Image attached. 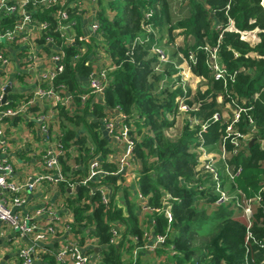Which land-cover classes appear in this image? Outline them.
<instances>
[{
    "label": "trees",
    "instance_id": "trees-1",
    "mask_svg": "<svg viewBox=\"0 0 264 264\" xmlns=\"http://www.w3.org/2000/svg\"><path fill=\"white\" fill-rule=\"evenodd\" d=\"M108 4L110 10L114 11L113 15L109 16L105 9L100 10L97 15L105 50L115 65L109 73L104 102L109 108L117 109L129 117L137 116L136 126L129 134L134 140L132 153L140 165L137 177L139 191L146 197V205L153 209L150 233L164 235L165 242L159 248L166 250L170 247L173 251L167 264H264V249L252 240L246 251V224L241 217V210L231 204L216 206L209 189L199 188L203 183L201 177L205 174L200 175L196 171L198 154L194 151L195 131L189 130L188 124L183 126L176 138L167 135L166 131L175 123L174 118L167 117V113L175 115V98L183 90L181 86L174 88L177 82L172 78V74L177 71L174 56L179 53L187 56L189 50L193 51L196 63L190 62L191 69L195 74L206 78L200 84L206 85V89L201 90L200 85L194 91L188 86L186 89L187 95L200 102L197 114L207 120L214 111L221 112L222 105L216 102V97L224 95L225 88L222 81L211 76L205 64V53L201 49L206 42L215 44L221 33L219 55L229 72L236 71L234 81H228L227 90L239 102L241 99L249 101L248 104L252 105L250 114L255 121V141L251 146L248 144V154L239 152L232 161L241 164L243 171L256 167L264 170V149L259 143L264 141V0H110ZM148 9L153 10L151 22L157 32L156 43L164 32L173 44L174 31L185 33L184 44L177 47L175 44V51L169 53L171 62L164 64L160 71L156 70L157 56L150 50L154 44L153 35L150 41L133 45L134 39L143 34L141 25L144 12ZM32 16L54 22L53 15L47 9L39 10ZM71 16L78 19L74 13ZM228 17L240 31L258 29L259 42L252 46L240 38L239 32L221 31L228 24ZM11 22L12 18H1L0 31L10 27ZM77 43L64 47L65 68L55 79V85H65L67 91L64 94L69 92L73 103L77 104L75 110L62 103L53 105L58 115L67 121H85V115L91 112L98 117L103 116L96 109L97 106L95 110H90L89 98L82 102L79 97L84 90L80 89L76 77H88L93 67L85 63L84 55L78 60L72 59L79 52ZM8 51L6 43H1L0 53ZM20 69L17 78L27 74L23 64ZM41 85L47 84L42 82ZM13 97L15 96L8 93V99ZM14 105V102L8 100L1 108L11 109ZM84 124L92 144L83 146L85 138L65 123L59 139L64 149V154L60 157L61 170L67 178L76 182L77 188L74 199L71 200L74 216L72 231L78 233V227L82 230L88 224L93 225L91 232L98 243L104 246L102 264H123L119 249L110 242L111 226H124L123 240L129 235H136L137 246L145 243L142 239L143 231L137 224L135 214L128 212L126 216L115 204L114 195L109 197L107 204L102 202L101 193L96 187L109 185L116 190V179L112 175H106L100 180H88L86 184L79 183L89 175L87 159L98 156L102 169H111L105 161L107 141L99 130L94 129L99 123ZM225 125L226 123H209L203 133L208 143L218 142ZM244 125L241 122V127ZM79 141L80 153L71 154L69 147ZM79 155L83 157L80 162H76L73 158ZM59 184L64 191L69 188L65 182ZM236 185L250 194L260 189L254 191L255 186L252 185L241 187L237 180ZM165 193L170 196L168 203L173 216L171 223L167 222L163 212ZM260 193L262 199L254 209L250 227V232L256 239L264 238V190ZM207 206H212L214 210L209 212ZM208 226H212V229H206Z\"/></svg>",
    "mask_w": 264,
    "mask_h": 264
},
{
    "label": "built area",
    "instance_id": "built-area-1",
    "mask_svg": "<svg viewBox=\"0 0 264 264\" xmlns=\"http://www.w3.org/2000/svg\"><path fill=\"white\" fill-rule=\"evenodd\" d=\"M47 9L54 17L52 23L47 19H39L32 16L39 12V10ZM226 9H229V4L226 5ZM227 12V11H226ZM74 13L79 18L84 14V7L82 0H0V19L9 17L12 18L11 26L6 27L0 31V44H16V46H23V60L22 63L26 69H34L39 61V54L36 52V43L42 46V50L45 51V56L52 63L51 68L43 69L40 72V80L47 85H38L35 89L34 96L40 100H50L51 103H62L67 108L69 104L73 103L70 93L64 94L67 91L65 85H55L56 77L64 71L65 68V51L64 47L70 44L77 43L82 40L80 34L76 31L77 20L76 17H72ZM153 16V10L148 9L144 12L143 23L141 25L142 35L137 36L133 45L144 44L150 41V37L153 35L154 44L151 47V52L157 56L156 70L160 71L164 64L171 62L169 54L156 43L157 32L153 28L151 22ZM92 30L100 33V25L96 19L92 23ZM234 31L240 33V38L247 41L249 36L254 37V30L240 31L234 26L233 20L228 17V24L221 28V31ZM37 34L38 40L35 43V36ZM101 35V33H100ZM257 43L259 42L258 35L255 36ZM84 39V38H83ZM253 44L252 46L256 45ZM221 44V33L215 44L206 42L201 49L205 53V64L209 70L211 76L215 80L222 81L225 88L226 97L223 94L216 97V102L222 105L221 112L214 111L212 115L203 120L197 112L199 111L200 102L194 101L190 95L186 94L187 86L194 91L201 83L206 81V78L202 75L195 74L192 69V64L196 63V55L193 51L189 50L187 56L183 53H179L178 56L184 62L183 64L175 63L174 66L177 69L176 73L172 74V78L177 82L174 88L181 86L183 88L182 93L175 98L177 103V110L175 115L167 113V117L172 119L181 117V121L188 124L189 130L195 131V149L197 152V165L196 171L198 174L204 175L201 177L203 183L200 184V189H209L210 193L214 196V204L216 206L231 204L234 208L241 210V217L246 224V236H245V248L249 249L248 243L252 240L257 246L264 249V238L256 239L250 232L252 223V217L255 207L260 203L262 199L261 191L264 190V184L260 187L258 192L253 194L246 193L236 185V180L241 176L243 167L241 164H236L232 161L233 157L239 152L247 153V147L249 141L253 138V132L255 130V121L250 111L252 105L248 104L249 101L233 96L227 90L228 81L233 82L236 75V71L229 72L224 66L222 59L219 55V45ZM6 54V53H5ZM0 53V65L6 71L12 64V58L8 54ZM83 56L82 50L79 48V52L73 55V60H78ZM111 60V59H110ZM112 61V60H111ZM21 64V65H22ZM115 68L113 62L106 67H100L99 69H93L89 75V83L83 93L79 95L82 102L86 101L93 95H104L105 89L108 85L109 73ZM21 70L20 68H18ZM19 73V71L17 72ZM94 77H91L92 74ZM11 85V82L9 83ZM1 92L0 100L2 98V91L5 89V85L0 82ZM206 85H200V89H206ZM63 92V94H62ZM191 101V102H190ZM7 104V103H6ZM4 105V104H3ZM2 105H0L1 107ZM119 114L120 124L118 130L112 123H105L109 134L114 135L118 140H123L131 154V160L128 164H133L136 159L132 153V147L134 140L130 136L129 132L133 130L135 117H129L125 113H120L117 109L111 108ZM15 110L10 108H4L0 110V121L6 115H14ZM50 116L47 112H40L37 116L39 123V130L42 133L43 140L47 142V147L43 153V160L46 166V172L38 175H26L20 182L15 180V167L7 159H0V193L8 192L9 197L5 199L0 196V222L11 229L16 230L20 236H32V242L26 246H23L18 251V258L20 264H32L37 257V241L43 240L48 237L56 235L57 229L60 223V216L56 209L53 207L43 206L38 208L36 214H45V226L41 231L35 232L36 225L31 222V216L28 214L22 215L19 212L13 210V207H19L25 204L26 198L22 195L24 192L33 191L38 184L43 181H49L54 184L65 182L69 189L74 190L76 182H72L67 178L60 165V157L64 154V149L60 144V135L54 137L50 127ZM226 123L223 133L220 136L218 142L208 143L203 133L207 130L210 122ZM241 122L245 125L241 127ZM177 125V120L173 126L169 127L170 130ZM175 136L179 135V132H174ZM260 147L264 149V141H259ZM7 142L4 136V130L0 128V150L7 152ZM101 174L100 179H103L104 174L101 167V161L99 157H93L89 162V175L87 178L81 180L79 183L86 184L88 180ZM103 175V176H102ZM198 177V176H197ZM95 181V180H93ZM233 187V189H232ZM101 193V199L104 204H107L110 195V190L107 188L96 187ZM5 194V193H4ZM140 197L145 199L143 204L145 209H150L146 205V197L140 193ZM170 196L166 193L163 197V204H165L164 215L168 223H171L173 216L171 213V206L168 203ZM153 223V221H152ZM72 222L65 226L67 231V238L63 244L59 246L54 252V259L56 264H102V258L98 257L89 251H85L80 243L78 237H76L72 231ZM111 237L110 242L113 244L120 236V232L116 225L110 228ZM151 233L144 231L142 239L145 243L150 239ZM132 242L136 244L137 236H131ZM154 242L156 244H162L165 242L164 235H155ZM143 244V245H144ZM141 245V246H143ZM158 246V247H159Z\"/></svg>",
    "mask_w": 264,
    "mask_h": 264
},
{
    "label": "crops",
    "instance_id": "crops-1",
    "mask_svg": "<svg viewBox=\"0 0 264 264\" xmlns=\"http://www.w3.org/2000/svg\"><path fill=\"white\" fill-rule=\"evenodd\" d=\"M101 1L102 0H82L84 14L78 18L76 26L77 33L82 37V40L78 41L77 46L86 57L85 63H89L94 70L100 67H106L112 62L105 50L103 37L99 32L92 30L91 26L97 19L98 12L104 9L101 7ZM253 34L257 36L255 31ZM34 36L36 38V43L38 36L37 34H34ZM255 36H249L250 39L247 38L252 45L257 43ZM179 37L175 36L174 40L178 42L177 38ZM167 41L166 39L163 40L165 43H167ZM171 44L172 49L169 50V52L173 53L175 51L173 45L175 46V44ZM6 46H8L9 49L6 54L12 58V64L7 71L0 65V82L5 86H8L11 82V85H9L11 91L8 93L15 97L8 99L7 94V101L9 100L15 103V107L11 109L15 110L16 113L14 115H6L0 121V128L4 130V136L8 146L7 152L3 153L0 150V159L5 158L14 165L15 180L20 182L28 174L38 175L47 170L42 156L48 144L43 140L42 133L39 130L37 116L40 112L44 111L49 114L50 127L54 137L62 135V125L65 123L67 127L75 129L78 135L85 138V143L82 144L83 146L92 144L89 132L84 123L98 122L99 126L94 129L99 130L101 136L107 141L106 148L108 149V153L105 155V161L107 167L109 165L111 168H103V173H105L103 177L112 175L116 179L115 184L117 188L114 190L110 187V195H114L115 204L124 211L126 216L128 212L135 214L137 224L143 232H150L152 230L153 212L150 209L144 208L143 204L145 199L140 197L137 180L140 165L137 161L133 164H128L131 160V154L129 153L126 143L123 140L116 139L114 135L109 134L105 126V123L112 122L116 126V132L120 124L119 114L105 105L104 95L96 94L89 97L91 105L90 110H95L97 106L96 109L99 110L98 112L101 111L103 113L102 117H98L96 113L91 112L85 115V121L84 119H73L72 121L64 120L62 116L58 115L57 109L54 108L50 100H40L38 97L34 96L36 87L42 83L40 80V72L52 66V63L44 55L45 51L42 50V46L36 43L35 50L40 58L38 65L33 70L26 69L27 74H22L21 78H17V72L22 64L20 62L24 59L22 52L23 46L19 47L16 46V44H6ZM177 46L180 45L176 43L175 47ZM161 47L163 46L161 45ZM179 58L178 55L174 56L175 63L183 64L184 62ZM76 78L80 89L85 90L89 83V76L78 75ZM3 92L4 89L2 95ZM74 107H77L76 103L69 104L68 108L72 109ZM75 108L73 110H75ZM79 143L81 142L79 141L71 145L68 151L71 154L78 155L81 145ZM75 189L71 190L68 188L64 191L60 184L43 181L41 184H38L33 191L24 192L22 194L26 198L25 204L19 207H13L14 211L22 215L28 214L32 217L31 222L36 225L35 232L43 229L46 219L45 214L38 215L35 213L38 208L43 206L53 207L60 216L61 224L57 229L56 235L36 242L37 257L32 264H56L54 252L67 238L65 226L70 222H72V227L74 224L71 200L74 199ZM0 196L7 199L9 193L2 192ZM92 226L93 225L88 224L86 229L82 230L81 227L77 226L80 231L74 233V235L79 238L85 251L97 254L98 257L102 258L104 246L98 243L97 238L91 232ZM116 227L120 232V236L113 244L119 249L121 262L123 264H167L171 259L170 255L173 252L172 249L170 247L166 250L160 249V244L154 242L155 238L153 232L146 244L137 246L131 241V235L123 240L122 234L124 226L118 224ZM31 239L32 236H20L16 230L7 226L5 227V225L0 222V264H20L18 251L21 247L30 244L32 242ZM96 247L100 248L99 252L93 251Z\"/></svg>",
    "mask_w": 264,
    "mask_h": 264
},
{
    "label": "rangeland",
    "instance_id": "rangeland-1",
    "mask_svg": "<svg viewBox=\"0 0 264 264\" xmlns=\"http://www.w3.org/2000/svg\"><path fill=\"white\" fill-rule=\"evenodd\" d=\"M109 1L110 0H102L100 3L102 4L101 7H103L105 9L106 13L109 16H112L114 11L110 10L109 4H108ZM173 33L175 34L176 37L180 36L179 38H177L178 42H176V40H174V43L175 44L177 43L180 46H182L184 44V42H185V36H184L185 33L184 32H183L184 34L183 33H177V31H174ZM160 36H161V39L159 41V45L160 46L162 45L165 49L163 47L162 48L168 53L169 50L172 49L171 48V45H172L171 43L172 42L169 41L166 32L162 33ZM164 39H166V41L168 40L167 43L163 42ZM173 48H174V45H173ZM175 120H177V125L173 128V130H170L169 128L166 130L167 131V135H169L172 138H176L174 132H179L180 133L182 128H183V126H184V122L181 121V117H177V118H175ZM134 125L136 126V123H134ZM136 133H138L137 130H136ZM83 154H84V150H83ZM82 157H83L82 155H79L78 157L74 156L73 159H75L76 162H80V159H82ZM89 161H90V159H87V163ZM237 184L239 186H241V187H245L247 185H252L253 187L255 186L253 188V190L257 191L264 184V170H263V168L256 167V168H253V169H244V171L242 172L241 176L237 179ZM99 187L107 188V189L110 188L109 185L108 186L101 185ZM207 209H208L209 212L211 210H214V208L212 206H207ZM212 226H210V227L208 226V227H206V229L208 228V230L209 229L211 230ZM172 264H174V262H172Z\"/></svg>",
    "mask_w": 264,
    "mask_h": 264
},
{
    "label": "water",
    "instance_id": "water-1",
    "mask_svg": "<svg viewBox=\"0 0 264 264\" xmlns=\"http://www.w3.org/2000/svg\"><path fill=\"white\" fill-rule=\"evenodd\" d=\"M95 76V74L93 73L92 75H91V77H94ZM11 91V87L8 85V86H6L5 87V89H4V92H3V95H2V98H1V100H0V105H3V104H6L7 103V94H8V92H10ZM210 122V121H209ZM254 141H255V138H252L250 141H249V144H250V146L254 143ZM100 176H101V174H97V175H95L93 178H92V180H97V179H99L100 178ZM103 176V175H102ZM77 189V188H76ZM75 189V190H76ZM99 250H100V248H94L93 249V251H95V252H99Z\"/></svg>",
    "mask_w": 264,
    "mask_h": 264
}]
</instances>
